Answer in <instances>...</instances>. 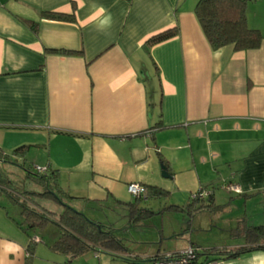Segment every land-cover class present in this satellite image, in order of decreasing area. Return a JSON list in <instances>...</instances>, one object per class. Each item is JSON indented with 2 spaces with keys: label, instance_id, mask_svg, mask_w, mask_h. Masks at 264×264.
Segmentation results:
<instances>
[{
  "label": "crops",
  "instance_id": "0c3cea01",
  "mask_svg": "<svg viewBox=\"0 0 264 264\" xmlns=\"http://www.w3.org/2000/svg\"><path fill=\"white\" fill-rule=\"evenodd\" d=\"M198 1L0 0V147L12 155L25 146L17 162L47 166L56 176L52 190L80 213L125 206L133 200L132 182L164 191L145 201L164 199L162 211L181 213L182 229L197 213L238 202L245 218L231 230L243 242L221 246L235 249L246 245L245 226L264 223L248 222L247 211L253 201L255 219L264 220V0L246 2L247 25L262 35L260 46L247 50L231 44L213 50L195 15ZM42 11L72 14L73 21L47 19ZM173 27L175 36L145 46ZM163 165L169 177L162 176ZM200 192L203 206L189 214ZM39 200L53 204L48 210L32 200L26 205L54 221L28 226L21 207L20 221L0 209V264H25L36 237L29 230L46 223L59 228L48 248L64 255V264L80 255L52 248L63 205L49 193ZM126 253L138 263L154 255ZM208 255L201 259L211 260ZM216 264H264V250Z\"/></svg>",
  "mask_w": 264,
  "mask_h": 264
},
{
  "label": "trees",
  "instance_id": "16d2710c",
  "mask_svg": "<svg viewBox=\"0 0 264 264\" xmlns=\"http://www.w3.org/2000/svg\"><path fill=\"white\" fill-rule=\"evenodd\" d=\"M247 0H199L195 7V15L203 30V33L213 50H217L225 45H233L235 50H247L258 48L262 41V35L259 30L251 28L247 25L245 16V7ZM41 17L60 21H73L72 14L56 13L51 11H42ZM26 23L30 24L35 29L36 22L26 20ZM177 33V28L173 27L161 31L155 35H152L146 42L145 46H149L166 40ZM160 124V123H159ZM155 125L153 128H158ZM25 146L17 147L13 150L12 155H8L3 152L0 147V162H10L23 167L28 174V178L43 187L41 193H34L39 195H47L48 193L56 201L63 205V211L55 222L60 228V236L58 240L52 245L55 251L69 254L71 256L81 254L87 250H94L95 252H108L114 257L116 251H123L127 247L123 244L122 240L118 238L108 226H104L100 222L87 218L84 214L74 210L67 204H64L61 197L56 195L52 188H57L56 176L53 171L47 170L45 173L35 174L28 171L22 162H17V156L24 155ZM31 176V177H30ZM15 183V182H14ZM18 187L14 186L13 181L0 170V192L6 194L12 201H16L22 209V213L25 216V220L28 222V226L35 224H42L45 220L54 221L48 213H43L42 210H35L34 208L28 207L24 202L19 201L21 197L18 194ZM147 197L142 196L133 197L132 201L123 203L128 211V222L136 225L143 218L148 217L153 211L142 205V202L150 197L160 196L165 194L164 191L157 187H146ZM58 190V189H57ZM27 191L26 193L28 194ZM23 194V193H22ZM200 199V198H199ZM199 199L192 198L187 211L193 213L199 210L203 205L199 206ZM208 198H201L200 202H207ZM194 205V206H193ZM196 205V206H195ZM176 208V206L168 205L164 209ZM183 210V209H182ZM244 239L246 245L239 248H226V247H213L209 249H201L198 253V259L203 254H215L220 256L222 259L239 256L241 253L248 252L251 250H264V223L259 225L245 226L243 229ZM29 242L26 247V258L25 264H31L33 256V246ZM195 246V245H194ZM126 260L138 263V256L132 257V259L125 257ZM208 260V259H202ZM191 264H195L192 262Z\"/></svg>",
  "mask_w": 264,
  "mask_h": 264
},
{
  "label": "rangeland",
  "instance_id": "374dc122",
  "mask_svg": "<svg viewBox=\"0 0 264 264\" xmlns=\"http://www.w3.org/2000/svg\"><path fill=\"white\" fill-rule=\"evenodd\" d=\"M23 164L29 172L33 174L36 173L31 162L26 161V163ZM0 170L13 181L14 186L18 187V189L16 188L18 194L20 193L19 195L23 197L20 198L19 201L24 202L25 204L26 202H29L34 205L30 202L32 200L38 204L39 207L46 210H48V204H53L51 202L45 204V201L39 200L43 195L33 194L32 191L40 190L41 187H39L32 178L27 177L28 174L23 167L10 162H0ZM29 190H31V192H28L27 194L26 192ZM0 195L2 198L0 209H4V206L5 210H7V213L11 217L19 218V210L21 206L19 204L18 206L11 203L6 199L7 197L4 194ZM224 197L228 199L229 195L225 194ZM235 198H238V196H233V199ZM159 200L160 201L147 200L143 202V204L144 206L155 210L160 206L162 207L165 203L164 199ZM101 205L102 206L95 208L87 207L84 209L85 213H82L87 218L100 222L105 227H110L113 233L120 238L124 242V245L131 251L141 250L147 254H154L158 250H160L159 252L181 251L190 243H192L191 245H198L200 249L202 248L206 250L213 247L218 248L224 244L243 242L242 237L232 233L231 230L232 227H236L237 224L235 220H237L238 217L245 218V215L243 214L244 206L238 202L236 204L234 202L230 205H225L218 211H202L197 213L192 217L189 224L190 226L188 228L183 227V229L181 224L179 227V223H182L181 213L179 212L166 213L163 212V208L160 207L158 211L156 210L157 213L155 215L145 217L139 223L134 225L128 222V214L125 206L110 204ZM236 209H238V211H236ZM247 211H249L248 222H252L251 224H257L264 221L261 219H255L254 213H256L257 207L253 201L249 202L247 205ZM250 212H252V215ZM18 220L20 221V218ZM171 224L176 230L175 234L169 232L168 226ZM161 229L164 230L160 231ZM58 231L59 228L52 223H46L43 227H35L29 230L32 237L36 236L38 238V241L36 240L35 242L33 264H64V259H66L65 256L52 252L48 248V244L58 236ZM23 235L28 239V236L25 233H23ZM123 254H127L126 251H116V256L114 257L108 252L101 251L97 253L93 250L76 256L73 258L72 264H141L126 260ZM208 257L218 263L223 261L220 256L215 254H210Z\"/></svg>",
  "mask_w": 264,
  "mask_h": 264
},
{
  "label": "built area",
  "instance_id": "2783aa9c",
  "mask_svg": "<svg viewBox=\"0 0 264 264\" xmlns=\"http://www.w3.org/2000/svg\"><path fill=\"white\" fill-rule=\"evenodd\" d=\"M35 170H37L38 173H45L48 170L47 166H38L36 165ZM227 189L233 190L236 192H239V190L233 186V185H227ZM127 191L129 194L133 197H145L147 195V189L145 186L132 182L127 185ZM205 195V193H196L193 195V198L201 197L202 195ZM34 240H37L36 237L33 238ZM201 251V249L194 245H189L185 249L181 251H174V252H159L152 256H148L143 261H141V264H191L192 262H195V264H216L217 262L214 260H202L198 259V253ZM132 257V256H131Z\"/></svg>",
  "mask_w": 264,
  "mask_h": 264
},
{
  "label": "water",
  "instance_id": "95a60500",
  "mask_svg": "<svg viewBox=\"0 0 264 264\" xmlns=\"http://www.w3.org/2000/svg\"><path fill=\"white\" fill-rule=\"evenodd\" d=\"M161 168H162L161 171L162 176L169 177V173L166 171V167L163 165Z\"/></svg>",
  "mask_w": 264,
  "mask_h": 264
}]
</instances>
